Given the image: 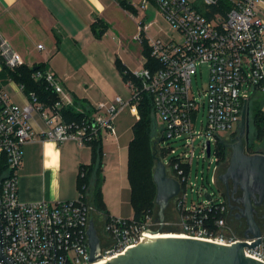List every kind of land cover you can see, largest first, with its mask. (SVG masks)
I'll return each mask as SVG.
<instances>
[{
    "label": "built area",
    "instance_id": "1",
    "mask_svg": "<svg viewBox=\"0 0 264 264\" xmlns=\"http://www.w3.org/2000/svg\"><path fill=\"white\" fill-rule=\"evenodd\" d=\"M140 1L144 9L153 4L179 36L168 41L151 36L146 29L152 21H138L135 39L140 44L146 41L149 58L142 55V67L131 71L134 75L126 81L131 90L129 99L115 95L110 102L96 105L94 113L80 112L83 115L79 119H68L63 108L75 107L74 99L52 70L33 72L35 80L56 94V99L48 103L34 91L26 92L22 83L17 88L26 101H13L0 78V221L4 254L16 264L103 263L148 236L149 229L154 230L153 223L159 226L149 214L141 223L132 217H102V231L97 229L100 257L92 262L87 229L89 219H96L97 210L84 192L74 199L52 202H24L18 194L17 170L23 160V146L37 137L30 122L33 112L44 122V129L38 131L41 139L74 140L86 145L98 138L102 130L115 133L114 117L125 106L138 114L141 92L152 96L155 114L161 120L159 142L167 144L164 155L171 154L167 162L163 158L162 161L180 182L176 196L179 230L175 233L226 244L244 239L243 233H236L229 224L224 200L216 201L210 194V200L204 197L203 202L187 207L185 190L189 185L193 187L189 173L195 140L199 139L197 158L209 157L211 141L217 143L235 132L249 99L264 92V19L255 11L258 0ZM0 58L9 69L23 64L20 55L1 36ZM200 64L207 66L210 78L205 90L194 93L192 74ZM202 111L204 118L199 123ZM222 131L228 135H219ZM218 151L216 147L217 156ZM259 238L257 246H245L244 252L264 261V227ZM245 240L251 243L255 238ZM0 264L4 263L0 260Z\"/></svg>",
    "mask_w": 264,
    "mask_h": 264
},
{
    "label": "crops",
    "instance_id": "2",
    "mask_svg": "<svg viewBox=\"0 0 264 264\" xmlns=\"http://www.w3.org/2000/svg\"><path fill=\"white\" fill-rule=\"evenodd\" d=\"M140 2L0 0V36L20 55L23 65L30 68L41 66L57 75L74 99L75 112L92 114L99 102H110L115 95L128 98L120 92L122 85L125 89L127 84L115 61L119 59L129 71L142 67V45L138 42V46H135L133 43L139 31V20L152 21L146 29L150 35L167 41L172 39L170 32L174 29L165 17L153 4L144 9ZM260 4L264 6V0L256 2L255 11L258 17L264 19ZM38 44L42 47L39 48ZM2 67L0 60V78L6 83V91L13 101L25 103V95L17 88L19 82L7 73L2 74ZM132 113L136 120L139 115L134 111ZM30 122L37 137L23 146V160L17 170L20 200L52 202L76 198L79 194V167L91 162V145H80L74 140H43L38 131L44 129V122L37 112H33ZM114 127L115 133L106 131L104 135L109 138L107 146L102 140L103 130L98 137L102 141L104 160L102 193L105 191V172L116 156L120 162L121 134L116 130L115 123ZM133 133L126 145L127 157ZM112 137L115 142L111 141ZM127 183L130 190L129 181ZM117 197L122 198L119 194ZM102 200L108 214L124 217V211L111 212V205L105 198ZM102 216L103 213L98 211L97 218L102 219Z\"/></svg>",
    "mask_w": 264,
    "mask_h": 264
},
{
    "label": "water",
    "instance_id": "3",
    "mask_svg": "<svg viewBox=\"0 0 264 264\" xmlns=\"http://www.w3.org/2000/svg\"><path fill=\"white\" fill-rule=\"evenodd\" d=\"M248 107L245 105L240 120L239 133L230 145L231 152L228 166L219 178L227 185L232 183L233 191L239 190L240 200L244 208L242 216L246 220V228L243 231L244 239L233 243H219L193 237L176 235H163L156 237L144 236L134 245L128 247L124 252L106 259L97 264H264L251 256L246 255L244 247H255L260 242V230L253 217L255 203L264 198V152H248L243 141V135L248 133ZM207 156L210 155V140L207 141ZM155 164L152 179L156 187L155 204H157V230L149 229L150 233L159 232L164 225L165 209L170 201H174L180 192V182L169 174L165 163L157 155L156 149L152 154ZM208 200L211 195L204 192ZM88 244L90 261H96L99 257L100 239L94 218L89 219ZM170 232V231H169ZM255 238L248 243L245 239ZM0 260L4 264H16L12 258L7 257L3 251L2 227L0 221Z\"/></svg>",
    "mask_w": 264,
    "mask_h": 264
},
{
    "label": "rangeland",
    "instance_id": "4",
    "mask_svg": "<svg viewBox=\"0 0 264 264\" xmlns=\"http://www.w3.org/2000/svg\"><path fill=\"white\" fill-rule=\"evenodd\" d=\"M237 2L238 0H232ZM260 13L264 14V6L260 4ZM153 16V15H152ZM178 32H175V30H172L170 32V36L172 38H178L179 34ZM149 34V33H148ZM150 35V34H149ZM152 36V35H151ZM133 43L135 46H138V41L136 39L133 40ZM137 66V65H136ZM209 72L208 68L205 64H200L197 66L196 71L192 74V89L194 93L202 92L205 90L208 79H209ZM122 89L120 92L125 97L130 98L131 96V90L128 87V85L124 86L122 85ZM113 96V95H112ZM126 99V98H125ZM108 103V102H99L97 103ZM248 107V125H249V131H248V137H249V150H256V149H262L264 150V92L258 93L257 95H254L252 98L249 99L247 103ZM204 118V111H202L199 114L198 121L200 123V119ZM116 130L119 134H121L120 138V144H121V156H120V162L118 157L116 156L113 161L110 164V167L107 169L106 179H105V191L102 193V199H106L107 203L111 205V212H114L113 210L117 211H124V217H134L133 215V205L131 204V194L128 187V181H127V149L126 145L127 142L131 136V123L135 121V115L130 110L129 106H125L117 115V118L114 120ZM161 120L160 118L155 114V111L153 112L152 119L150 122V132H149V139H148V145L141 150L139 154V165L142 168V173L146 177H144L146 180L145 187L149 192L152 190L154 191V198L153 195H150V199L153 203V210L155 216L157 215L158 207L157 204H155V186L153 187L152 183V173H153V167L155 164V160L152 159L151 155L154 152V149L157 151V155L160 157L161 154L166 151L167 144L166 142L160 141V134H161ZM197 128L199 129L200 126L198 124ZM102 140L104 145L108 144L109 138L107 139L106 131H102ZM221 136L228 135L227 131H222L219 133ZM228 138V137H225ZM112 142H115V139L112 137ZM199 139L195 140V157L191 164V169L189 173V182L192 183L193 187L191 188L190 185L185 190V204L187 207L201 203L204 201V192H209L210 194H213V198L216 201H222L224 198L220 192V190L217 187V184L214 181V175L215 170L217 167V164L221 165L226 163L227 158L220 159L218 162V156L214 152V149L217 147L216 141H211V149L212 153L209 157H206L204 159L197 158V156L200 154V148L198 147ZM107 146V145H106ZM105 146V149H107ZM116 146V145H115ZM152 153V154H151ZM163 158L164 162H167L171 158V154L163 155L161 159ZM119 162V164H118ZM106 171V170H105ZM122 171V172H121ZM121 173V175H120ZM170 174V172H169ZM172 175V174H171ZM199 187V188H197ZM117 194L121 195V200L117 197ZM176 200L174 202H169L168 206L165 209V220L168 222L161 228L160 232H177V229L179 228V216H180V209L176 204ZM104 201V200H103ZM115 214V213H114ZM97 216L98 212L95 214V224L97 223ZM119 216V215H114ZM154 216V219L157 217ZM104 218V215L102 216ZM105 219V218H104ZM102 223L100 227L103 228L104 222L103 219L101 220ZM229 224L232 226V228L236 231V233H241V229L239 227V224L235 221H229ZM98 225V227H99ZM152 228L154 230L158 229V226L153 223ZM97 227V226H96ZM99 227V228H100ZM101 228V229H102ZM99 229L98 231L101 232L102 230Z\"/></svg>",
    "mask_w": 264,
    "mask_h": 264
},
{
    "label": "trees",
    "instance_id": "5",
    "mask_svg": "<svg viewBox=\"0 0 264 264\" xmlns=\"http://www.w3.org/2000/svg\"><path fill=\"white\" fill-rule=\"evenodd\" d=\"M142 55L149 58V47L144 40L142 43ZM1 60V58H0ZM2 62V60H1ZM116 67L118 71L121 73L122 78L126 82L128 79L132 78L134 74L131 73L128 69L121 64L119 59L115 61ZM3 64V63H2ZM44 70L45 68L38 66L37 68L28 67L26 65H19L15 69H9L4 64L2 67L3 73H7L16 79L19 83L25 84V91H34L38 98L44 102H50L56 99V94L48 89L45 84L40 80H35L33 77V72L35 70ZM47 88V89H46ZM261 93V92H258ZM256 93L255 95H257ZM139 117L135 120L132 125L133 136L128 144V165H127V177L130 184V194H131V204L133 205V220L141 223L145 221V217L147 214L155 216L153 210V203L150 199V195H153L152 192L146 189L145 183L146 177L143 175V171L141 166L139 165V154L142 149H144L148 145L149 132H150V122L152 119V115L154 112L153 100L150 93L141 92L140 99L137 104ZM88 113V112H87ZM63 114L68 119H79L82 117L83 113L75 112L74 107H64ZM89 145H91V155L92 160L89 164H81L79 167L78 174V188L79 192H84L86 198L92 203L95 209L103 213L104 218L108 217L107 209L102 200V184L104 182L103 175V149H102V141L100 138H96L92 140ZM249 144L246 145V150L250 153L252 152H264L262 149L249 150ZM217 150L218 151V162L220 159L227 158L228 151L223 149L220 141L217 142ZM152 154V153H151ZM162 156L164 153L161 154ZM161 156V157H162ZM152 159L153 156L151 155ZM185 170H189L188 167L185 166ZM81 172H83V176H81ZM172 173L170 172V175ZM153 187L155 186L153 179L152 183ZM156 194V187H155ZM155 201V200H154ZM157 217V215L155 216ZM179 228L177 229V231ZM239 234H242L239 233Z\"/></svg>",
    "mask_w": 264,
    "mask_h": 264
},
{
    "label": "flooded vegetation",
    "instance_id": "6",
    "mask_svg": "<svg viewBox=\"0 0 264 264\" xmlns=\"http://www.w3.org/2000/svg\"><path fill=\"white\" fill-rule=\"evenodd\" d=\"M239 129H240V123L238 125V128L235 132L231 133L230 135H228V138H222L220 139V144L222 146L223 149H226L228 151L227 154V161L226 163L223 164H217L216 170H215V183L217 184L218 189L220 190L222 196H223V200L226 204V212H227V220L228 222L230 221H235V223L237 222L239 224V227L243 233V231L246 228V220L245 217L242 216V209L244 208L243 203L238 200L237 198L239 196H241V192L239 190L233 191V187H232V183L231 181L228 182V184L226 185L222 179L219 178V176L224 173V171L226 170L227 166H228V161H229V157H230V152H231V148L230 145L234 142L235 137H237L236 135L239 133ZM249 131V129H248ZM243 141L244 143L247 145L249 142V137H248V133L246 134V132L243 135ZM258 202L255 203L254 201H252L253 207H254V211H253V217L255 219V222L259 228V230L261 231L262 227H264V198L259 199V197H257ZM175 201V200H174ZM171 201V202H174ZM102 221L101 220H97L96 226L97 229H101L102 227H100ZM100 224V225H99ZM99 225V227H98Z\"/></svg>",
    "mask_w": 264,
    "mask_h": 264
},
{
    "label": "bare ground",
    "instance_id": "7",
    "mask_svg": "<svg viewBox=\"0 0 264 264\" xmlns=\"http://www.w3.org/2000/svg\"><path fill=\"white\" fill-rule=\"evenodd\" d=\"M175 233V232H174ZM173 232H156L155 234L149 233L148 236L149 237H156V236H163V235H176ZM177 236V235H176Z\"/></svg>",
    "mask_w": 264,
    "mask_h": 264
}]
</instances>
